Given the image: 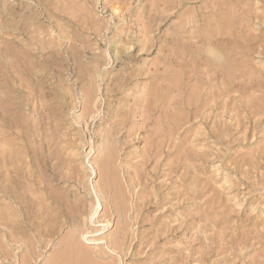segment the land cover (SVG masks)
I'll use <instances>...</instances> for the list:
<instances>
[{
  "label": "rangeland",
  "instance_id": "1",
  "mask_svg": "<svg viewBox=\"0 0 264 264\" xmlns=\"http://www.w3.org/2000/svg\"><path fill=\"white\" fill-rule=\"evenodd\" d=\"M0 264H264V0H0Z\"/></svg>",
  "mask_w": 264,
  "mask_h": 264
}]
</instances>
